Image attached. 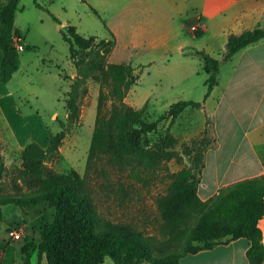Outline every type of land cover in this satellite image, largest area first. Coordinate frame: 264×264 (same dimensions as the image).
Segmentation results:
<instances>
[{"label":"rangeland","instance_id":"obj_1","mask_svg":"<svg viewBox=\"0 0 264 264\" xmlns=\"http://www.w3.org/2000/svg\"><path fill=\"white\" fill-rule=\"evenodd\" d=\"M19 7L14 23L23 45L18 51L19 67L8 83L0 81L1 92L7 94L0 101V154L4 163L0 195H18L34 186L24 173L21 152L35 142L46 151L42 178L70 171L84 176L102 219L126 223L146 236H156L154 254L165 253L168 247L159 234L162 220L156 199L166 192L173 173L193 164L199 167L204 161V152L214 141L209 132L211 115L200 106H187L172 124L168 119L161 120L148 135L146 146L156 155L154 164L149 165L147 158L142 160L143 154L121 162L100 155L86 172L100 90L104 113L108 114L114 105L120 106L112 78L104 81L102 70L120 63L133 68L139 78L125 93L123 103L137 109L146 102L145 116L152 121L178 100L202 103L206 74L201 62L195 56L173 53L160 57L151 51L134 54L132 60L154 59L152 64L125 62L129 56L122 49L128 43L126 38L118 39L112 55L116 39L101 19L108 15L100 13V18L85 0H20ZM110 19L108 23L113 27L121 24L115 17ZM68 25L85 37L95 36L89 47H75L73 59L69 43L62 37ZM195 26L191 30H197ZM69 92L73 96L71 112L64 103ZM203 124L205 130L199 133ZM168 134L172 142L166 140ZM195 173L199 182L200 173ZM41 205L44 203L29 208L11 203L1 206L0 241L7 264H20V248L31 239L24 231L20 240L8 243L7 230L11 226L26 222L29 230L32 218L39 222L52 220L53 209L45 204L46 210L40 214ZM32 262L35 264V256ZM101 264L113 262L105 257Z\"/></svg>","mask_w":264,"mask_h":264},{"label":"trees","instance_id":"obj_2","mask_svg":"<svg viewBox=\"0 0 264 264\" xmlns=\"http://www.w3.org/2000/svg\"><path fill=\"white\" fill-rule=\"evenodd\" d=\"M35 1V0H34ZM20 0H4L0 3V81L6 84L19 67V54L13 45L14 18ZM96 15L97 12L92 10ZM55 21L57 19L53 17ZM195 35L199 33L193 30ZM62 37L69 43L70 58L75 47H89L95 36L81 35L74 26L68 25ZM264 38V24L239 34H230L225 51L216 59L203 50H193L206 74L203 100L217 84L220 64L228 61L236 52ZM104 81L111 77L120 106H113L108 114L103 112V93L100 90L96 104V116L86 157V172L100 155L110 156L114 161L133 160L144 155L148 164H154L156 155L149 145L148 135L157 124L168 119L172 124L187 107H198L193 100L171 103L157 119H146V102L140 108L123 103L125 93L139 76L128 64H109L103 69ZM72 93L64 100L71 110ZM168 142L174 139L166 136ZM145 147V149H144ZM46 151L35 142L29 143L21 152L24 173L34 181V186L18 195H0L1 206L15 204L25 208L43 202L53 209L52 220L41 222L39 237L24 242L20 248V264H101L110 257L113 264H178L186 254L210 249L237 238H247L249 246L246 258L249 264L264 262L262 231L258 225L264 215V174L259 177L238 180L222 187L206 200L197 194L198 180L195 172H201L203 162L182 169L171 175L172 181L165 193L156 199L161 216L159 234L168 249L154 254L156 236H146L126 223L104 220L89 193L84 176L75 171L50 173L41 177ZM158 159V158H157ZM146 161V162H147ZM4 168L0 154V174Z\"/></svg>","mask_w":264,"mask_h":264},{"label":"crops","instance_id":"obj_3","mask_svg":"<svg viewBox=\"0 0 264 264\" xmlns=\"http://www.w3.org/2000/svg\"><path fill=\"white\" fill-rule=\"evenodd\" d=\"M85 1L100 18L103 13L108 15L107 20L101 19L116 39L112 55L118 39L126 38L128 43L122 49L129 54L125 62L131 64L154 63V59L133 62L134 54L144 51L157 53L160 57L173 53L197 57L191 52V49H196L220 59L230 34H239L264 24V0ZM2 2L4 0H0ZM110 17H115L121 24L109 25ZM194 24L198 35L190 28ZM17 33L14 27L13 34ZM1 58L0 48V62ZM217 80L200 105L201 110L211 115L209 132L214 135L213 144L204 152L197 185L201 200L238 180L264 174V38L247 45L221 63ZM6 96V92L0 90V101ZM205 127L206 124H203L199 133ZM45 210V204L41 205L40 214ZM31 221L29 230L26 222L21 224L23 233L27 231L31 239H37L41 222L35 218ZM258 225L264 244V215ZM248 246L247 238H237L186 254L178 264H249L246 258ZM5 256L6 251L3 250L0 264H7Z\"/></svg>","mask_w":264,"mask_h":264},{"label":"built area","instance_id":"obj_4","mask_svg":"<svg viewBox=\"0 0 264 264\" xmlns=\"http://www.w3.org/2000/svg\"><path fill=\"white\" fill-rule=\"evenodd\" d=\"M195 27H197V26H195ZM193 30H195V28H193ZM12 41H13V45H14L15 49H17V51H21L23 49V45L21 44V39H20L19 35L14 34ZM22 234H23V226L21 224H15V225L11 226L7 230V235L9 238L8 243L20 240L22 238ZM2 250H3V244L0 241V254L2 253Z\"/></svg>","mask_w":264,"mask_h":264}]
</instances>
